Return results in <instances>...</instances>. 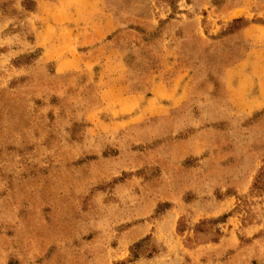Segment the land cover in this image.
<instances>
[{
  "label": "rangeland",
  "instance_id": "rangeland-1",
  "mask_svg": "<svg viewBox=\"0 0 264 264\" xmlns=\"http://www.w3.org/2000/svg\"><path fill=\"white\" fill-rule=\"evenodd\" d=\"M264 0H0V264H264Z\"/></svg>",
  "mask_w": 264,
  "mask_h": 264
},
{
  "label": "trees",
  "instance_id": "trees-1",
  "mask_svg": "<svg viewBox=\"0 0 264 264\" xmlns=\"http://www.w3.org/2000/svg\"><path fill=\"white\" fill-rule=\"evenodd\" d=\"M263 185H264V170H261L257 174V176L254 180L253 188L260 190V189H262L261 187H263Z\"/></svg>",
  "mask_w": 264,
  "mask_h": 264
}]
</instances>
